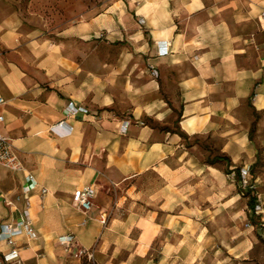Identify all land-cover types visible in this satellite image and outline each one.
<instances>
[{
    "label": "crops",
    "instance_id": "0c3cea01",
    "mask_svg": "<svg viewBox=\"0 0 264 264\" xmlns=\"http://www.w3.org/2000/svg\"><path fill=\"white\" fill-rule=\"evenodd\" d=\"M263 20L264 0H106L57 41L0 27V132L38 183L25 196L26 173L5 169L0 225L28 210L35 237L0 244V264L13 249L11 264H69L75 249L97 264H246L264 233L212 237L206 222L238 188L233 170L251 169L264 202ZM70 102L89 113L62 137ZM84 186L89 210L73 200Z\"/></svg>",
    "mask_w": 264,
    "mask_h": 264
},
{
    "label": "rangeland",
    "instance_id": "374dc122",
    "mask_svg": "<svg viewBox=\"0 0 264 264\" xmlns=\"http://www.w3.org/2000/svg\"><path fill=\"white\" fill-rule=\"evenodd\" d=\"M106 0H0V27L6 30L17 31L24 36L37 35L42 40L57 41V34L73 25L76 21L87 20L92 15L104 11ZM5 35H0V44L4 43ZM264 165V164H263ZM0 188H9L15 184L11 173H8L0 166ZM2 171V172H1ZM19 180V176H17ZM11 185V186H10ZM240 196V199H237ZM248 196H243L238 188L232 187L228 191L227 201L221 206L223 212L219 217L212 215L206 224L210 227L212 237L218 232V225L224 228L222 236L226 239H233L231 231L234 225L242 227V236L251 234L245 233L254 228L264 233L263 215H258L251 208ZM237 200V201H235ZM264 203V202H263ZM264 210V205H263ZM214 214V213H213ZM254 250V256L247 262L260 260L264 255V239ZM69 264H97L89 256L75 249Z\"/></svg>",
    "mask_w": 264,
    "mask_h": 264
},
{
    "label": "built area",
    "instance_id": "2783aa9c",
    "mask_svg": "<svg viewBox=\"0 0 264 264\" xmlns=\"http://www.w3.org/2000/svg\"><path fill=\"white\" fill-rule=\"evenodd\" d=\"M141 22L144 24V20H141ZM157 47L158 55L160 57L166 56L170 52L169 42H159L157 43ZM1 55L2 54L0 53V58ZM151 72L154 76H158V72L154 68H151ZM0 103H4L3 98H0ZM87 113H89V110L87 108L76 106L73 102H70L64 110L65 119L55 124L52 127V130L59 134V136L66 137L70 133L68 131V128L66 127V120L70 118H75L79 114ZM3 120L4 118L0 116V123L3 122ZM122 130L126 131V126H123ZM0 166L14 173H26L23 162L16 153L11 138L1 132ZM228 177L237 183V187L243 196H248L249 198L255 199L254 210L256 214L263 215V224L261 226L264 227V203L262 202L261 196L257 192L256 180L252 177L251 169L243 167L238 172L236 170H233ZM37 188L38 183L35 177L30 173H26L25 185L22 188V194L26 196ZM40 192L41 194L45 195L48 193V190L45 188H41ZM95 195L96 190L93 186H84L74 193L73 200L82 209L89 210L93 205V199ZM19 199L20 196L16 198V200ZM0 201L3 202L6 206H9L10 208L14 206V200L7 198L2 193H0ZM102 222L103 224H106V218L102 219ZM21 236L35 237V233L33 230V220L30 218L28 210H24L22 212L21 218L17 222L0 225V244H7L14 248L16 239ZM64 243L67 244L66 242ZM19 257L20 256L18 250L13 249L11 252L3 254V263L11 264L12 262L17 261ZM89 258L93 259L92 256H89Z\"/></svg>",
    "mask_w": 264,
    "mask_h": 264
},
{
    "label": "trees",
    "instance_id": "16d2710c",
    "mask_svg": "<svg viewBox=\"0 0 264 264\" xmlns=\"http://www.w3.org/2000/svg\"><path fill=\"white\" fill-rule=\"evenodd\" d=\"M254 132H255V124H254ZM223 159V158H222ZM225 160H228V158H224ZM219 161V157H216V158H213L212 160H209V162L208 163H210L211 165H215L217 162ZM261 162H262V164H263V162H264V157H263V152H262V149L260 148L259 150H258V161H257V163H256V167H259V165L261 164ZM239 171V170H238ZM250 202H251V208H252V210H254V199L253 198H250ZM85 264H91V263H87V262H85ZM95 264V263H94Z\"/></svg>",
    "mask_w": 264,
    "mask_h": 264
}]
</instances>
